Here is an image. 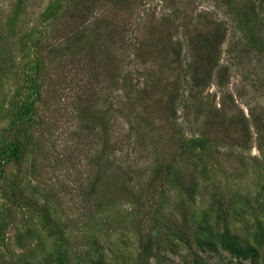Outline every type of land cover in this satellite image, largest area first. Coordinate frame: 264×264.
Instances as JSON below:
<instances>
[{
	"label": "rangeland",
	"instance_id": "1",
	"mask_svg": "<svg viewBox=\"0 0 264 264\" xmlns=\"http://www.w3.org/2000/svg\"><path fill=\"white\" fill-rule=\"evenodd\" d=\"M36 1L15 12L0 0V127L17 85L22 101L35 87L45 105L26 125L38 147L19 163L0 159V264H264V0H111L124 12V47L90 104L84 79L56 59L72 48L53 31L68 29L58 18L73 0H53L45 20ZM147 25L178 48L167 111L140 94L164 77L147 75L160 60L139 52ZM197 29L212 33L215 63L191 83L185 53ZM99 114L112 140L102 157Z\"/></svg>",
	"mask_w": 264,
	"mask_h": 264
},
{
	"label": "trees",
	"instance_id": "2",
	"mask_svg": "<svg viewBox=\"0 0 264 264\" xmlns=\"http://www.w3.org/2000/svg\"><path fill=\"white\" fill-rule=\"evenodd\" d=\"M13 1L15 12L19 10L23 11L24 7H29L37 2L36 0ZM45 2L46 4L38 10L37 14V16H42L43 20L53 16L51 13L54 11L56 12L57 7L55 8V6L58 4H55V1L53 0H45ZM72 4V14L71 12H67V16L64 17V15H62L58 18V21L60 20L61 25H67L68 29L70 28V25H72L75 31H68V29L64 31H53V33L56 32L55 35L58 36L60 41L66 42L70 38H73L72 48L68 49L69 52L66 57L58 55L55 52L57 55L56 59L58 61L57 64H59V67L61 68L59 71H61L62 68L66 69V67H68L69 69L67 71L69 74H75L77 77H81L79 80L82 78L84 79V91H86V94L89 96L88 98H85L86 104H90L89 101L94 100V97L99 92L97 87H95V85H97L96 83L99 80V82H101L106 76L113 75L111 70L113 63L116 62V54L113 55L114 49L116 48L119 50L124 47V35L122 33L125 25V18L123 17L124 12H119L114 9L113 6L116 2L111 0H73ZM110 5L111 7H109ZM89 16H92L90 22L87 21ZM77 23L79 26H77ZM78 28L80 31H76ZM143 29V31L141 29L137 34L139 38L137 39V44L140 49L139 52H143L148 56L152 54L153 58L160 60L157 61L160 62L157 69H150L146 73L151 76L154 71H157L158 76L163 75L164 77L162 78V83L158 78L149 80L148 83H146V86L144 85L141 87L140 94H144V98L149 99L150 102H154L157 107L156 111H167V108L173 103L177 89L176 82L178 73L181 70V66L180 69L179 65L178 67H175L176 65L174 61V58L178 55V48L175 47L174 41L170 40L171 36L167 33H161L160 29L155 31L154 29L157 28L148 25L143 27ZM196 31V34L194 33L187 43L185 53L187 59L185 71H188V78L191 83L192 78H195L199 74L203 75L205 73L206 76H209L211 68L215 63V58H213V55H211L208 50V40L212 37V33L201 29H197ZM19 32L20 31H17L16 33ZM89 34H91V36ZM196 38L199 39L194 43ZM0 39H2V36H0ZM215 40H219L217 35H215ZM27 41H30V37H27ZM31 45H35V40ZM48 47L49 44L40 48H42L41 51L44 48L46 51H51ZM106 48H109L112 55L105 51ZM100 58L103 59L102 64L97 63V60ZM38 62H42L41 58L38 59ZM54 62L55 61L53 60L51 63ZM35 67L37 70L41 69L40 65ZM216 82H219L218 78H216ZM218 85L220 84H217V86ZM16 88L17 94L11 97V103H9L12 106L14 115L12 116V119L8 121L6 126L0 127V148L5 150L8 149L6 153L0 154V159H4V164L7 160L9 161L11 159L13 162L15 161L16 163H19L25 155L26 148L29 147V145L38 147V144L36 143L38 140H33L34 137L30 132V129H27L26 127L29 122L36 126L38 119L42 120L44 117L35 115L36 112H39L40 106L45 107L40 101L37 102L35 98H40V91H37L35 90V87H32L35 97L29 102L27 100L22 101L19 93L20 86L17 85ZM51 93L52 90L47 88L46 94L50 95ZM48 97L51 98L50 96ZM12 101L14 104H12ZM34 102H37L35 107L33 105ZM228 102H231L232 106L234 105L231 99H229ZM225 108L224 103L220 100L218 108L213 109L211 113L213 116L215 113H223ZM46 113L47 112H44V114ZM32 116H35V120L32 119ZM3 117L4 115L0 111V125L2 124ZM92 122L93 127L98 129L95 138L97 143H99V146H97L95 155L96 157H102L107 150L108 142H112V140H109L111 134L108 133L107 122H104L101 114L94 115V120ZM2 169L3 163L1 161L0 171H2ZM44 213H46V211ZM97 264H102V261L97 262Z\"/></svg>",
	"mask_w": 264,
	"mask_h": 264
}]
</instances>
